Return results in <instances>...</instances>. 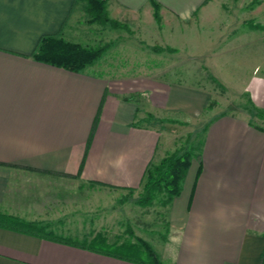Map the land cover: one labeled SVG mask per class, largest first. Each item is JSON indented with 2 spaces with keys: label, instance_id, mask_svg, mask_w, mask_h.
<instances>
[{
  "label": "crops",
  "instance_id": "1",
  "mask_svg": "<svg viewBox=\"0 0 264 264\" xmlns=\"http://www.w3.org/2000/svg\"><path fill=\"white\" fill-rule=\"evenodd\" d=\"M74 1L0 0V213L52 232L68 230L62 228L66 214H59L60 219L47 216L53 215L54 202L68 203L70 198L68 192L54 195V186L72 179L81 187L139 189L147 167L177 150L171 137L177 124L201 117L209 99L198 90L162 85L151 78L99 76L97 62L72 73L33 60L43 35L58 34L68 42L94 47L89 43L102 31L86 23L84 4ZM151 1L157 4L159 21L191 26L195 32L200 27L208 49L219 42L229 46L227 42L241 41V57L247 55L249 63H256L241 84L247 107L239 114L209 116L198 158L191 161L179 196L164 207V235L155 246L143 240L159 264H260L264 74L259 52L258 59H252L250 47L260 50L257 32L264 31L245 25L255 22L264 0L246 17L241 13V21L226 14L225 3L218 0H106V10L119 23L139 22L141 16L153 20ZM251 1L241 2V8ZM238 22L241 33L236 32ZM211 51L208 63L214 65L221 53ZM113 66L115 72L123 71ZM48 185L52 190L42 195ZM58 236L0 228V264H139L88 250L81 244L86 239Z\"/></svg>",
  "mask_w": 264,
  "mask_h": 264
},
{
  "label": "rangeland",
  "instance_id": "2",
  "mask_svg": "<svg viewBox=\"0 0 264 264\" xmlns=\"http://www.w3.org/2000/svg\"><path fill=\"white\" fill-rule=\"evenodd\" d=\"M218 1L225 3L223 9L227 12L226 14L231 17H240L239 21H241V13H245L244 17H246L248 11L254 9V6L248 3L243 4L245 7L241 8V2L245 3V0ZM152 17L153 20L150 17L146 19L141 16L139 22L121 23L122 29L94 24V27L102 32H97L96 40L89 44L94 47L109 45L107 51L97 61L102 71H96L95 74L118 75L128 80L151 78L162 85L176 84L208 95L204 114L198 119L177 124L176 132L171 135L176 140L177 150H190L202 142V127L207 123L209 116L225 111L239 114L242 111L241 108L247 107V99L243 95L241 84L245 81L249 68L256 62L249 63L247 55L241 57V41L227 42L229 46L219 42L208 49L205 30L200 27L195 32L191 26L157 21L154 18V12ZM255 22L247 21L245 27L249 28L248 23L264 25V7L261 14L255 17ZM236 25L238 26L236 32L241 33V22ZM156 26H159L158 33L155 32ZM257 33L261 36L260 41H256L260 42L261 47L258 48L260 50L256 51L253 50L255 48L250 47V51H253L252 59L255 60L258 59L259 52L260 74H264V33ZM91 35H94L93 31ZM171 47L177 49V52ZM154 48H161L163 51L155 52ZM212 48L215 52L221 53L214 65L208 63V54L212 52ZM254 51L257 55H254ZM241 59L247 60L248 65H241ZM112 66L119 70L122 68L123 71L115 72ZM142 68L144 70H141ZM110 69L112 72L108 71ZM103 70L107 72L103 73ZM133 97L134 100H140V96ZM177 119L181 120L178 117ZM69 180L63 181L60 187H52L54 195L59 191L70 194L68 203H62L60 199L54 202L53 211H51L53 215L47 216L54 219H57L61 213L67 216L61 218L67 222L62 228H68V230L56 231L54 232L56 235L68 236L74 239L73 241L80 242L83 239H90L100 231L105 234L109 243L124 239L133 240L137 237L153 246L164 235L167 228L164 207L159 204L158 199H155L150 206L138 204L142 194L141 187L137 190L122 192L85 186V184L81 187L79 182ZM43 188L46 187L43 186ZM52 188L50 189L48 185V190L47 188L42 190L43 194H41L44 195ZM74 193L77 196H74ZM22 194L26 195L25 192ZM32 198L29 196L28 200ZM57 203L58 206H56ZM55 227L58 228L59 225L55 224Z\"/></svg>",
  "mask_w": 264,
  "mask_h": 264
},
{
  "label": "trees",
  "instance_id": "3",
  "mask_svg": "<svg viewBox=\"0 0 264 264\" xmlns=\"http://www.w3.org/2000/svg\"><path fill=\"white\" fill-rule=\"evenodd\" d=\"M84 4L87 16L86 23L90 25L109 26L112 29H122L123 24L109 18L106 10V0H75ZM260 0H252L251 6H256ZM154 9V18L159 21L157 4L151 1ZM251 30L264 31V25L248 23ZM109 45L85 47L77 43L68 42L58 34L43 35L39 38L31 58L36 62L47 64L72 73H81L94 65L107 51ZM155 52H162L161 48H154ZM251 105V104H250ZM257 114H262L256 109ZM198 146L190 150H175L164 157L158 164H150L145 170L140 187L142 194L138 204L150 206L155 199L162 207H167L172 200L179 196L182 182L185 178L191 161L198 158ZM195 151V152H194ZM0 228L20 229L36 236H50L60 238L47 227L34 222H27L18 217L0 213ZM62 238V237H61ZM69 240V239H67ZM88 250L120 256L127 260L137 261L139 264H159L158 258L151 246L140 238L124 239L120 242L109 243L105 234L96 232L91 239L84 240ZM260 264H264V249Z\"/></svg>",
  "mask_w": 264,
  "mask_h": 264
}]
</instances>
